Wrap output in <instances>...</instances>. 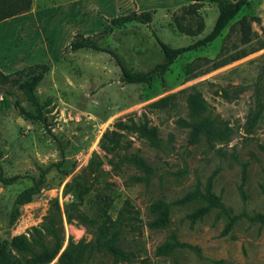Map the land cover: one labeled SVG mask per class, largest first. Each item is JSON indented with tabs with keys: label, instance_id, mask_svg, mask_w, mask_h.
Wrapping results in <instances>:
<instances>
[{
	"label": "rangeland",
	"instance_id": "rangeland-1",
	"mask_svg": "<svg viewBox=\"0 0 264 264\" xmlns=\"http://www.w3.org/2000/svg\"><path fill=\"white\" fill-rule=\"evenodd\" d=\"M108 1V9L86 7L76 15L70 0H46L39 12L0 23L1 73L47 66L36 87L42 119L19 115L18 105L31 114L35 109L15 87H1L9 94L0 89V165L5 178L17 177L11 184L0 181V243L39 234L50 248L60 243L48 263L60 264L71 243L92 240L76 217L81 212L93 218L95 196L105 193L113 219L125 202L132 206L134 225L120 236L129 261L97 252L86 264H264V224L246 217L264 214V0H247L218 38L179 55L165 69L155 36L171 49L195 44L212 30L216 4L192 9L191 0ZM131 11H151L150 25H109ZM77 34H101V47L114 51L131 71L148 73L149 81L123 83L107 53L70 52ZM192 93L205 101L204 117L216 129L213 137L195 143L183 127ZM139 126L155 128L161 147L139 135ZM130 155L144 159L151 173L125 162ZM212 175L213 192L236 217L229 233L222 235L226 218L217 211L191 224L187 215L199 203L171 206L166 227H149L154 201L175 202L196 186L203 189ZM34 186L31 201L16 206L18 195ZM82 188L88 194L80 203ZM171 234L199 251L159 256L157 248Z\"/></svg>",
	"mask_w": 264,
	"mask_h": 264
},
{
	"label": "trees",
	"instance_id": "trees-1",
	"mask_svg": "<svg viewBox=\"0 0 264 264\" xmlns=\"http://www.w3.org/2000/svg\"><path fill=\"white\" fill-rule=\"evenodd\" d=\"M210 1L217 6V17L210 33L202 40L190 45L186 48L171 49L165 46L156 36L158 44L160 45L165 64L161 66L165 69L171 65L175 58L179 55L191 51L194 48L202 47L212 43L220 36L222 31L229 25V23L239 14V12L246 6L247 0H191L190 8H195L203 3ZM32 0H0V23L26 14L30 11ZM152 21L151 11L136 12L131 11L127 14L114 17L108 21L109 25L116 29H121L130 24H141L149 26ZM101 34L96 36H82L77 34L70 41L67 50L70 52H77L81 50H90L96 53H107L115 61L121 73V81L126 84H142L149 81L148 73H138L131 71L123 60L112 50L101 47L98 40ZM264 49V44L260 47ZM47 73V66L45 64H35L28 66L15 72L13 75H5L0 72V89H4L5 94H9L4 86H13L19 92L23 93L28 103L35 109V113L31 114L25 112L19 105L17 106L19 115L29 119H42L40 111V104L36 96V87L43 81ZM165 101V100H164ZM187 117L188 121L183 122V127L189 129V140L195 143L203 136L211 138L216 134V129L212 120L204 117L207 110L205 101L198 93H192L187 96ZM37 116V117H36ZM137 132L145 138L153 147H161V140L157 136L155 128L146 126H139ZM124 161L128 164L135 166L138 170L146 175L151 173L149 165L144 159L137 155H130L125 157ZM213 175L210 176L206 182L205 187L202 189L198 186L194 190L185 194L182 198L172 203H167L164 200L154 201L149 210L153 216V220L149 223L151 229H159L166 227L170 222V209L171 206L183 207L191 203H199L200 206L192 213L187 215V219L191 224L201 221L204 217L209 215L212 211H217L226 218L222 235H226L231 230L236 217L230 216L229 211L224 207L221 198L213 192ZM17 177L5 178L0 165V181L6 184L13 183ZM246 183L245 167L242 170L241 181L239 185V192L244 199L243 188ZM88 189L82 188L78 197L81 203L83 196H87ZM36 193V187H31L18 195L16 199V206H21L29 203L32 196ZM79 202L77 204H79ZM95 211L93 218H89L86 214L78 212L76 220L83 226L89 229L92 233V240L88 243L79 242L71 243L67 249L60 256V264H86L91 261L93 254L102 252L108 254L114 260L128 262L129 256L122 249L120 244V236L127 227L134 225L135 216L132 206L124 203V209L121 210L116 218L109 215L110 199L105 193H99L95 196ZM81 205V204H80ZM250 221L264 224V214H254L246 216ZM11 246V247H9ZM60 243L50 248L47 246L43 238L38 234L31 236L29 239L23 235L12 238L10 245L7 242L0 243V264H48L58 254L60 250ZM35 248H39L37 252ZM176 249H189L198 252V248L186 243H181L177 240L174 234L169 236V240L160 245L156 253L159 256L168 255ZM12 250L18 254L26 253L28 258H18L12 254Z\"/></svg>",
	"mask_w": 264,
	"mask_h": 264
},
{
	"label": "crops",
	"instance_id": "crops-1",
	"mask_svg": "<svg viewBox=\"0 0 264 264\" xmlns=\"http://www.w3.org/2000/svg\"><path fill=\"white\" fill-rule=\"evenodd\" d=\"M45 2H46V0H32V5H31L30 11L27 12L26 14L20 15V17L25 16V15H29L32 12H39L40 9H43L45 7V4H46ZM70 2L72 3L71 7L74 8L73 14H76V15H80L79 11L81 9L86 8V7L87 8L88 7H94L96 9L97 8L98 9H108L110 6V3L108 0H70ZM119 2H121V1L117 0L116 4H120ZM138 9L139 8H137V10ZM17 17H19V16H17ZM11 19H13V18H11ZM11 19H8V20H11ZM5 21H7V20H5ZM77 23H79V21ZM69 25L70 24H66L65 27H68ZM65 27L62 30H65ZM74 28H75V25H74V23H72L71 27L68 30L72 31ZM85 37H87V36H85Z\"/></svg>",
	"mask_w": 264,
	"mask_h": 264
}]
</instances>
